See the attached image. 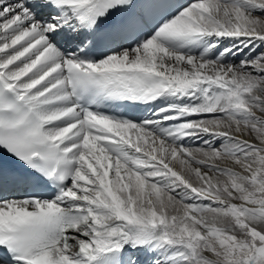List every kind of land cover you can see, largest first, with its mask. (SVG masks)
Wrapping results in <instances>:
<instances>
[{
    "label": "snow or ice",
    "instance_id": "snow-or-ice-1",
    "mask_svg": "<svg viewBox=\"0 0 264 264\" xmlns=\"http://www.w3.org/2000/svg\"><path fill=\"white\" fill-rule=\"evenodd\" d=\"M0 264H264V0H0Z\"/></svg>",
    "mask_w": 264,
    "mask_h": 264
}]
</instances>
